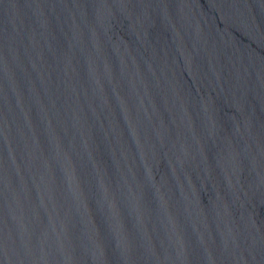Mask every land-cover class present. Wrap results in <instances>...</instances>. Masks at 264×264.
Wrapping results in <instances>:
<instances>
[{
	"label": "water",
	"instance_id": "water-1",
	"mask_svg": "<svg viewBox=\"0 0 264 264\" xmlns=\"http://www.w3.org/2000/svg\"><path fill=\"white\" fill-rule=\"evenodd\" d=\"M0 264H264V0H0Z\"/></svg>",
	"mask_w": 264,
	"mask_h": 264
}]
</instances>
